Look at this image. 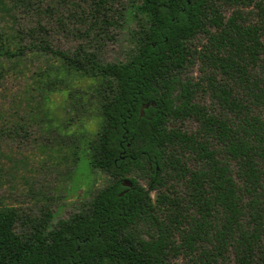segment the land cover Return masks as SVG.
I'll use <instances>...</instances> for the list:
<instances>
[{
    "label": "trees",
    "instance_id": "obj_1",
    "mask_svg": "<svg viewBox=\"0 0 264 264\" xmlns=\"http://www.w3.org/2000/svg\"><path fill=\"white\" fill-rule=\"evenodd\" d=\"M40 1L0 0V81L26 76L23 123L49 130L60 93L73 162L106 182L54 225L0 206V264H264V0H125L111 62L18 26Z\"/></svg>",
    "mask_w": 264,
    "mask_h": 264
},
{
    "label": "rangeland",
    "instance_id": "obj_2",
    "mask_svg": "<svg viewBox=\"0 0 264 264\" xmlns=\"http://www.w3.org/2000/svg\"><path fill=\"white\" fill-rule=\"evenodd\" d=\"M125 0H113L112 8H101L111 25L98 19L93 0H41L40 8L17 14L16 24L28 28L39 22L47 30L54 48L73 50L85 44L106 62L122 60L127 46V30L119 8ZM35 9L37 10L35 12ZM229 9L225 14H228ZM201 40V35L198 36ZM190 74L198 75L197 67ZM26 76H7L0 81V206L16 207L27 231L50 213L48 223L66 218L106 182L101 173H88L80 156L79 166L71 155L70 136L78 122L65 126L64 110L58 109L60 93H55L50 109L57 128L49 130L41 122L23 123ZM81 128V127H80ZM90 176V178H89ZM143 184V182H141ZM153 194V192H151ZM176 243L178 239L176 237ZM178 264H192L179 254Z\"/></svg>",
    "mask_w": 264,
    "mask_h": 264
},
{
    "label": "water",
    "instance_id": "obj_3",
    "mask_svg": "<svg viewBox=\"0 0 264 264\" xmlns=\"http://www.w3.org/2000/svg\"><path fill=\"white\" fill-rule=\"evenodd\" d=\"M128 184V183H127Z\"/></svg>",
    "mask_w": 264,
    "mask_h": 264
}]
</instances>
